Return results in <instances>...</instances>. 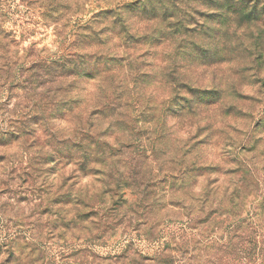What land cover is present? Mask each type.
<instances>
[{
	"label": "clouds",
	"instance_id": "1",
	"mask_svg": "<svg viewBox=\"0 0 264 264\" xmlns=\"http://www.w3.org/2000/svg\"><path fill=\"white\" fill-rule=\"evenodd\" d=\"M0 264H264V0H0Z\"/></svg>",
	"mask_w": 264,
	"mask_h": 264
}]
</instances>
